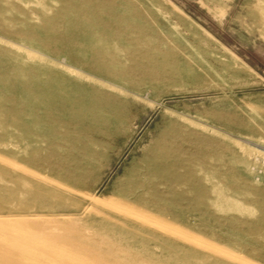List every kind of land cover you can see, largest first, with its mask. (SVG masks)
Here are the masks:
<instances>
[{"label":"rangeland","instance_id":"1","mask_svg":"<svg viewBox=\"0 0 264 264\" xmlns=\"http://www.w3.org/2000/svg\"><path fill=\"white\" fill-rule=\"evenodd\" d=\"M0 264H264V0H0Z\"/></svg>","mask_w":264,"mask_h":264}]
</instances>
